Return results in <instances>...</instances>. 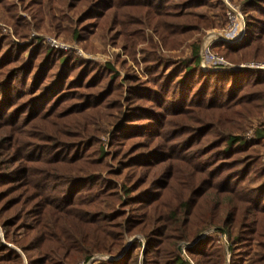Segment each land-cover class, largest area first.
<instances>
[{
  "label": "trees",
  "instance_id": "1",
  "mask_svg": "<svg viewBox=\"0 0 264 264\" xmlns=\"http://www.w3.org/2000/svg\"><path fill=\"white\" fill-rule=\"evenodd\" d=\"M8 1L18 41L0 35V264L115 257L135 234L142 243L98 264H264V70L241 66L264 63V0H230L245 34L215 42L228 65L206 70L200 35L226 25L222 0H20L29 20ZM145 30L188 51L160 54L150 38L148 81L31 34L82 44L104 32L132 55Z\"/></svg>",
  "mask_w": 264,
  "mask_h": 264
},
{
  "label": "rangeland",
  "instance_id": "2",
  "mask_svg": "<svg viewBox=\"0 0 264 264\" xmlns=\"http://www.w3.org/2000/svg\"><path fill=\"white\" fill-rule=\"evenodd\" d=\"M8 3L15 6L16 9H14V10L16 11V19L26 18L29 20V18L27 17V14L21 9L20 0H9ZM233 3H235L236 5L238 4L235 1ZM225 13H226V11H225ZM11 22H12V20L10 19L6 10L2 6H0V35L8 36L12 41L17 42L18 40H17L16 34L13 31V27H12ZM223 28H221V29H223ZM214 29L215 30H221V29L211 28V29L204 30L201 33V35H200V53L199 54H201V49L203 47V43L205 41L207 33L210 32L211 30H214ZM31 34H33L34 36L41 37L44 40H46L47 37L55 39L56 41L61 43V45L65 46V47H69V49H70L69 51H63L62 50L63 52H72L76 57L81 58L84 61L91 62L97 66H100V67L111 65L115 68V70H118V73L120 74L121 79H123L124 73H123V71H121L119 69L117 59H120L121 61H125L126 67L131 69L139 79L144 80V81L149 80L148 75L145 72L144 65L142 63L143 56L141 55V51H142V49L147 48L149 46L148 41L150 38L157 45V51L160 54L173 56V58L177 59L181 56H185L186 53H188L187 47H185L186 44L181 46L178 50L167 51V50L163 49V46H162L161 42L159 41V39L156 36H153V34L151 33L150 30H145L144 43L137 45L135 47V50H133L132 55H127L123 51L122 45L120 43H117L116 45H114L113 42L109 38L104 36V32H96L94 34L95 36L90 38V41H88L87 43H82V44L77 43L75 41H71V40L68 41L67 37H62V36L56 37L54 35V33H48V32L42 31V32H31ZM212 52H213V50H212ZM213 53L218 55L217 53H215V51ZM133 56H134V58H133ZM250 65L258 66V65H264V63H262V62H247V63L241 64V66H243V67L250 66ZM252 69H256V68H252ZM123 101H124V96L121 100L122 105H123ZM263 114H264V110H263ZM262 116L264 118V115H262ZM258 122H259L258 119H252V118L249 119L248 127L243 132V135L248 137V135L251 134V132L258 126V124H259ZM104 145H105L104 148L106 149L107 148L106 142ZM109 162H111V161L109 160ZM108 166H109V168L103 172V177L106 180H111L113 182L114 179H108L107 174L111 170H115V167L111 163H109ZM118 206L119 205H116L117 209H118ZM125 213H127V211H125ZM127 214H126V216H127ZM4 234H5V231L0 228V238H1L3 243H5ZM17 234L19 236V235H21V232H18ZM134 240H137V242H141V243L143 242V238L140 234H135L132 237L126 236L124 247L119 251V253L117 255H115V257L109 256L108 254L94 253L88 259H86V260L80 259V260L76 261L75 264H87V262H89L92 257H94V258L98 257V259H100V260H105L106 259L105 257H107V258L114 257L113 260H117L118 258H120L124 254V252L126 251L127 245ZM222 240H224V239H222ZM7 246L11 247L12 249H14L15 251H17L19 253L21 252L17 247H15V245H13L11 243H8ZM179 246H181L183 248V244H180ZM227 259H228V256L226 257V260ZM99 262L100 261H98V263ZM98 263H96V264H98Z\"/></svg>",
  "mask_w": 264,
  "mask_h": 264
},
{
  "label": "built area",
  "instance_id": "3",
  "mask_svg": "<svg viewBox=\"0 0 264 264\" xmlns=\"http://www.w3.org/2000/svg\"><path fill=\"white\" fill-rule=\"evenodd\" d=\"M226 8L227 23L221 30H211L207 33L203 47L200 54V65L203 70L207 68L219 69L226 68L227 62L220 56L214 54L211 51V46L215 42H223L226 44H236L240 42L245 34V18L238 5L231 2L230 0H222ZM45 42L53 47L63 51H69V47L61 45L58 41L52 38H46ZM243 67V66H242ZM250 68L264 69V65H250ZM260 67V68H259ZM102 257V256H101ZM108 259L107 257H105ZM100 259L92 257L87 264H96Z\"/></svg>",
  "mask_w": 264,
  "mask_h": 264
},
{
  "label": "water",
  "instance_id": "4",
  "mask_svg": "<svg viewBox=\"0 0 264 264\" xmlns=\"http://www.w3.org/2000/svg\"><path fill=\"white\" fill-rule=\"evenodd\" d=\"M178 249L180 250V252H181L182 254H184V250H183V248H182L181 246H179Z\"/></svg>",
  "mask_w": 264,
  "mask_h": 264
}]
</instances>
